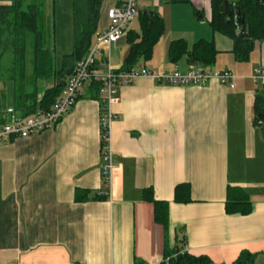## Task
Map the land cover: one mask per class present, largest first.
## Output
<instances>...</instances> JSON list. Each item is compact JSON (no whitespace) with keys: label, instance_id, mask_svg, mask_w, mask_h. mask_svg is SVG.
Listing matches in <instances>:
<instances>
[{"label":"crops","instance_id":"obj_1","mask_svg":"<svg viewBox=\"0 0 264 264\" xmlns=\"http://www.w3.org/2000/svg\"><path fill=\"white\" fill-rule=\"evenodd\" d=\"M121 1L105 0L91 48L107 29V9ZM73 3H42L58 70L74 50ZM147 10L169 21L151 60L134 68L186 74L205 67L188 54L177 62L170 57L173 41L184 39L191 49L204 39L219 51L216 64L206 68L230 71L234 87L215 78L206 85L172 86L147 77L120 86L110 107L116 118L110 125L115 168L109 195L101 173L104 105L91 83L54 128L1 143L0 264H158L182 247L213 264H234L243 253L255 256L252 264H264V125L255 110L264 41L241 62L234 41L210 25L211 0H141L125 38L100 46L99 69L122 68L128 33H141L140 14ZM75 63L68 61L67 71L74 72ZM0 93L5 119L10 111L18 114L15 101L9 104ZM179 185L189 186L190 202L176 201ZM229 188L235 190L233 203L249 205L232 204L229 212ZM186 194L183 189L181 196ZM155 201L166 203L167 225L157 219Z\"/></svg>","mask_w":264,"mask_h":264},{"label":"trees","instance_id":"obj_2","mask_svg":"<svg viewBox=\"0 0 264 264\" xmlns=\"http://www.w3.org/2000/svg\"><path fill=\"white\" fill-rule=\"evenodd\" d=\"M9 1V2H8ZM167 4H191V0H161ZM233 10L239 8L241 18L244 20V34L240 35L239 26L236 24L235 14H226L225 2ZM105 0H74V50L65 58V67L57 69L53 35L46 36V29L41 26L43 13V0H0V80L2 78L14 84V109L21 117L36 114L39 111H48L64 91L67 84L66 64L70 60L76 63L84 59L91 48L93 39L98 32L100 17ZM213 17L211 27L215 32L221 33L234 41L233 52L237 60L243 62L249 59L256 42L264 41V0H211ZM141 33H128L130 44L129 53L120 70L129 71L141 60L149 61L159 40L165 33V21L155 11L140 14ZM189 55L191 60L205 67L216 64L219 51L214 42L200 40L191 49L184 39L173 41L170 46L171 60L177 62L184 55ZM75 63V64H76ZM75 67V66H74ZM54 85L45 88L46 84ZM45 86H42V85ZM100 99V83L91 82ZM103 103V101H102ZM104 105V103H103ZM6 97L0 93V127L5 119ZM255 110L257 122L264 125V85L257 91ZM185 189L186 196H181ZM229 188V202L227 210L232 211V192ZM238 191V190H237ZM150 190H147V193ZM176 201L190 202V188L188 185H179L176 188ZM156 217L168 223V208L166 203L156 202ZM249 212V208L242 210ZM183 247L167 256H172L169 264H213L208 257H196L188 251L183 252ZM254 255L243 253L234 264H252Z\"/></svg>","mask_w":264,"mask_h":264},{"label":"built area","instance_id":"obj_3","mask_svg":"<svg viewBox=\"0 0 264 264\" xmlns=\"http://www.w3.org/2000/svg\"><path fill=\"white\" fill-rule=\"evenodd\" d=\"M140 3L141 0H122L120 4L107 9L106 15L109 20L107 29L98 34L97 43L93 45L88 55L75 64L74 72L64 91L51 109L39 111L27 117H21L14 111H10L6 122L0 127V144L10 138H27L54 128L75 106L85 85L96 81L100 83V95L104 103L101 114V173L103 182L108 189L104 194L109 195L115 168L110 148V125L116 118L110 107L119 99L120 86L131 85L139 78L147 77L161 85L172 86L206 85L215 78L223 85L234 87L235 77L230 71H212L202 66L186 74L179 71L156 72L143 66L129 71L109 68L107 72H104L99 69L97 60L101 53L100 46L117 44L125 38L130 23L139 16ZM255 79L264 85V71L257 70ZM186 251H188L187 247L183 249V252ZM172 258V256H166L165 260L158 264H169Z\"/></svg>","mask_w":264,"mask_h":264},{"label":"rangeland","instance_id":"obj_4","mask_svg":"<svg viewBox=\"0 0 264 264\" xmlns=\"http://www.w3.org/2000/svg\"><path fill=\"white\" fill-rule=\"evenodd\" d=\"M167 10V8H165ZM148 11V10H147ZM167 19V18H166ZM53 20V19H51ZM165 21V19H164ZM169 21V19H167V22ZM61 22V18L57 17V24H59ZM167 22H165V25L167 24ZM41 26L43 27V29L47 28L46 29V36L49 37V31H48V21L47 20H42L41 21ZM53 24H51V28H52ZM66 30H65V34H67V31L70 32V34L72 33L71 31V28H69V26H65ZM167 28V26H166ZM166 31V30H165ZM59 33V32H58ZM71 44V43H70ZM102 70V69H101ZM103 71V70H102ZM104 72H107V71H104ZM4 86V87H3ZM2 86V83H0V91H4L7 98H8V101H9V104H13L14 102V84L9 82L7 83L6 85H3Z\"/></svg>","mask_w":264,"mask_h":264},{"label":"water","instance_id":"obj_5","mask_svg":"<svg viewBox=\"0 0 264 264\" xmlns=\"http://www.w3.org/2000/svg\"><path fill=\"white\" fill-rule=\"evenodd\" d=\"M226 14L232 16L235 14L236 24L239 26L240 35L244 34V20L241 18V13L239 8L235 7L233 10L230 9L228 2H225Z\"/></svg>","mask_w":264,"mask_h":264}]
</instances>
